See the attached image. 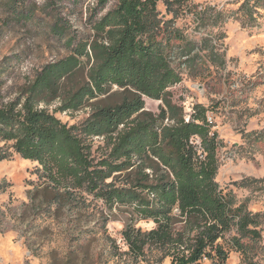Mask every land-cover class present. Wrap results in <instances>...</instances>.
<instances>
[{"label":"trees","instance_id":"trees-1","mask_svg":"<svg viewBox=\"0 0 264 264\" xmlns=\"http://www.w3.org/2000/svg\"><path fill=\"white\" fill-rule=\"evenodd\" d=\"M110 1L100 0L101 12ZM159 1L116 0L93 22L86 43L68 42L67 57L47 65L19 99L2 106L0 142L12 145L0 149V161L12 149L39 164L49 184L44 190L69 199L86 192L111 213L119 210L123 246L113 245L124 264H226L233 250L247 255L244 240L259 237V215L237 206L216 180L222 141L209 110L195 104L186 113L171 92L183 81L175 59L186 58L196 70L200 56L160 17ZM163 1L170 11L188 2ZM85 69L81 83L64 89ZM57 100L54 112L40 108ZM147 100L160 102L158 113L147 110ZM87 107L92 112L81 125L56 116ZM95 138L105 141L98 161ZM235 229L238 235L227 240Z\"/></svg>","mask_w":264,"mask_h":264},{"label":"rangeland","instance_id":"rangeland-1","mask_svg":"<svg viewBox=\"0 0 264 264\" xmlns=\"http://www.w3.org/2000/svg\"><path fill=\"white\" fill-rule=\"evenodd\" d=\"M115 4L110 1L101 12L100 0H0V109L19 99L47 65L67 57L68 42L86 43L93 22ZM158 10L200 56L196 70L184 64L186 58L175 59L183 81L171 92L186 113L195 104L209 110L222 141L216 180L237 206L245 204L259 215V237L244 240L247 255L233 250L226 264H264V0H188L172 11L161 0ZM86 74L87 69L64 89L81 83ZM146 103L148 111L159 112L160 102ZM60 104L57 100L40 108L54 112ZM91 112L87 107L56 116L73 126ZM91 144L98 161L105 141L95 138ZM11 145L0 142V149ZM9 153V159L0 161V264H124L113 245L123 246L119 210L111 213L86 192L74 191L69 199L44 190L49 184L39 164L12 149ZM139 226L150 229L152 224ZM237 235L235 229L226 239Z\"/></svg>","mask_w":264,"mask_h":264},{"label":"built area","instance_id":"built-area-1","mask_svg":"<svg viewBox=\"0 0 264 264\" xmlns=\"http://www.w3.org/2000/svg\"><path fill=\"white\" fill-rule=\"evenodd\" d=\"M208 118H209V121L212 122L210 116H208Z\"/></svg>","mask_w":264,"mask_h":264}]
</instances>
